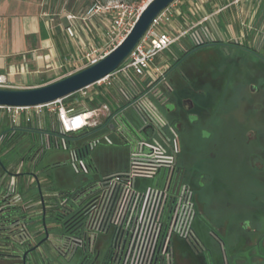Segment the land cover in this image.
I'll return each instance as SVG.
<instances>
[{
  "label": "built area",
  "instance_id": "obj_1",
  "mask_svg": "<svg viewBox=\"0 0 264 264\" xmlns=\"http://www.w3.org/2000/svg\"><path fill=\"white\" fill-rule=\"evenodd\" d=\"M170 7L153 20L147 32L114 73L77 93L79 99L92 98L101 89L108 91L110 87H114L119 75L129 80L135 94L117 87L112 102L82 112L66 108L62 100L33 107L0 105V144L9 136V129L13 131L28 127L36 119L38 127L46 128L54 120L62 135L75 134L105 121L110 131L125 139L128 148L126 169L103 177L96 183L95 193L81 205L85 242H91L89 234L105 233L108 229H113L112 240L120 253L119 264H157V258L164 256L169 250L174 236L187 238L190 234L191 209L184 188L175 184L178 147L169 137L166 124L156 109L157 105L165 103L170 91L165 76L167 70L156 69L155 75L149 72L154 59L178 40L156 30L162 23L169 22L172 15ZM141 10L142 8L134 14L133 7L125 4L92 8V14L108 12L112 17V23L105 34L104 46L75 58L66 67L83 69L105 57L127 35ZM67 18L73 20L75 17L69 15ZM190 39L196 46L208 42L209 35L206 32L192 33ZM131 73L138 77L140 83H135L128 77ZM6 85V79L0 76V88H5ZM128 108L133 109L141 121L136 129V136L128 126L119 124L118 121ZM100 139L111 142L107 137H96L86 142L87 150L91 151ZM38 141L42 151L51 148L52 141L47 132L38 135ZM59 145L69 152L70 166L76 173L89 172L86 161L74 148H68L63 141ZM39 158L40 154L32 162H28L32 167L30 173H35L34 167ZM24 163L21 160L10 165L1 186V193L9 197L14 206L26 202L17 183ZM26 177L25 186L32 183L36 186L33 177ZM40 203L41 208L39 202L31 204L29 200L25 209L32 212L39 207V213H43V200ZM74 243L68 242L65 251L68 256L72 254L71 245ZM29 260L28 257L27 261Z\"/></svg>",
  "mask_w": 264,
  "mask_h": 264
},
{
  "label": "flooded vegetation",
  "instance_id": "obj_2",
  "mask_svg": "<svg viewBox=\"0 0 264 264\" xmlns=\"http://www.w3.org/2000/svg\"><path fill=\"white\" fill-rule=\"evenodd\" d=\"M206 50H210L207 53L212 60L218 58L216 49L209 46L186 56L180 66L184 70H181L179 85L174 87L168 81L170 91L165 103L156 106L169 137L178 147L175 184L184 188L191 209L189 237L174 236L169 250L157 258V264H173L181 257L173 244L175 239L184 241L189 246L188 252L203 264H264V94L255 103L246 106V110L253 111L254 123L250 122L251 126L241 134L244 146H233L237 135L241 136L237 133L226 134L230 141L223 143L221 136L226 135L217 131L213 120L216 113H223L226 109L218 108L212 97L204 103L201 99L204 96L201 87L205 84L218 85V80H212L209 74V78L205 79L203 69L209 68L205 61L198 59L200 69L190 64L194 54ZM187 52L179 54L173 64ZM261 59L262 56L258 60ZM224 64L229 65L228 62ZM252 71L250 78L256 85L262 81L260 87L263 88L260 89L264 92V71L255 64ZM258 90H253V93ZM203 116L212 120L205 122L201 120ZM205 133L208 135L205 136ZM181 135L186 139L181 140ZM195 137L201 144L199 148L191 149L188 145ZM198 221L207 225L204 240L198 239L194 232L195 223L200 224ZM53 223L57 229L61 228L58 218ZM67 224L69 222L66 221ZM72 226L65 235L58 237L65 244L75 242L71 245L73 251L69 259L65 256L59 258L64 261L63 264H119L120 253L113 245V229L89 234L91 242L88 244L82 220ZM41 254L48 260L47 254ZM36 258L34 264H61L49 260L41 262Z\"/></svg>",
  "mask_w": 264,
  "mask_h": 264
},
{
  "label": "crops",
  "instance_id": "obj_3",
  "mask_svg": "<svg viewBox=\"0 0 264 264\" xmlns=\"http://www.w3.org/2000/svg\"><path fill=\"white\" fill-rule=\"evenodd\" d=\"M61 1L0 0V76L6 79L5 88L31 89L58 81L82 70L68 69L69 62L104 46L110 13L92 14L90 5L75 12ZM170 6L169 22L156 30L178 40L154 59L151 75L156 69L168 70L179 54L194 46L190 35L201 32L208 33L206 43L215 49L246 48L261 54L254 64L264 71V0H176ZM69 15L75 18L69 20ZM37 124L36 119L33 126Z\"/></svg>",
  "mask_w": 264,
  "mask_h": 264
},
{
  "label": "trees",
  "instance_id": "obj_4",
  "mask_svg": "<svg viewBox=\"0 0 264 264\" xmlns=\"http://www.w3.org/2000/svg\"><path fill=\"white\" fill-rule=\"evenodd\" d=\"M213 47V43H202L200 45L193 46L184 54L182 58L175 62L172 67H170L165 76L167 80L174 86H178L181 76V70H184L181 66L182 60L188 56L189 54L195 52L204 47ZM225 62V61H224ZM212 67V66H211ZM214 67V66H213ZM215 69L219 67L215 66ZM211 68L203 69L204 77L206 79V73ZM208 75V74H207ZM128 77L134 81L135 83H140L138 77L133 75L132 73L128 75ZM114 87H110L108 91L101 89V91L97 94L92 96V98H85V99H77L75 100L77 93L62 100L63 105L68 108L72 109L75 112H82L86 111L91 108H98L103 104H107L112 102L113 97L116 95L115 88L122 87L128 91L129 94H135V91L132 90V86L129 80L126 77L117 76L116 81L114 82ZM7 89V88H4ZM136 90L138 88H135ZM211 94L205 93L204 96L201 98L202 102H207ZM203 121H211L212 118L209 116L201 117ZM107 128L108 130L109 125L106 124L105 121H102L99 125L93 128H87L81 132L75 134H67L62 135L58 131V127L56 122L53 120L50 127L46 128L45 126H33L29 125L28 127L18 128L16 130H8L7 133L9 134L6 139H4L0 144V154H3L5 151V146L8 142H11L17 136H26L28 139H33L34 134L41 135L42 132H47L50 135V139L52 141V145L50 149H61L60 141L64 142V144L68 148H74L79 156L83 158L87 166L89 168L90 173L96 180L93 183H88L86 185H81L75 189H64V190H56L53 185L51 184H43L42 179L39 178V174L36 175L39 179L41 194L43 197V204L45 207V226L49 233V239L47 240L46 244H48L51 248L52 253L60 258L65 256L66 259H69V254H65L68 242L65 244L61 241L60 238H55L53 235L50 234L49 229L46 225V218L49 217L51 222L56 221L59 219L61 223V228L59 229V236H63L66 233V230H70L71 226H76L79 224L81 220V205L93 194V191L96 188V183L100 181L103 177L122 172L126 169L127 166V158H128V149L126 147V141L121 135H116V146L118 150V159H115L109 163H101L96 162L92 156L90 155V151L87 150L85 144L91 139L96 137H100V130ZM11 131L13 132L11 135ZM80 139H85L82 142H78ZM42 151L41 147L38 145L37 147H32L27 155L23 158L26 162H32L35 159V156H38ZM39 158V159H40ZM21 161V160H19ZM18 161V162H19ZM180 161L182 159L180 158ZM1 162V160H0ZM16 162V163H18ZM38 163V161H37ZM35 164V166L37 165ZM2 166H0V261L2 260H16L21 261V255L27 249L33 247L39 242L38 237L44 236V231L41 223V217L43 213H39V207L36 208L34 211L29 212L25 209V204L27 201L31 200V204H35L39 202L41 208V199L39 195H34L31 198H26L25 203L22 205L14 206L10 203L9 197L5 196L4 193H1V186L5 175L9 171V167H6L2 162ZM27 173L31 172V166H28ZM9 168V169H8ZM35 170V167H34ZM23 174V173H21ZM22 176V175H21ZM37 189V188H36ZM94 189V190H93ZM21 193L22 190L20 189ZM24 194V193H22ZM41 211V209H40ZM61 219V220H60ZM69 222V224L66 225ZM199 222V221H198ZM195 223L194 232L198 239L204 240L206 238V228L207 225L204 221ZM36 224H39L38 227H35ZM70 225V227H68ZM72 226V227H73ZM67 231V232H68ZM174 246L179 250L180 254L183 255L184 253L188 252L189 246L185 244L182 240H173ZM186 250V252H181V250ZM40 249L32 252L29 255L30 263L34 264L37 260L36 256L40 259L41 262H45L47 259L40 255ZM194 257V256H193ZM197 260L198 264H203V262L194 257ZM48 261V260H47ZM29 264V263H27Z\"/></svg>",
  "mask_w": 264,
  "mask_h": 264
},
{
  "label": "rangeland",
  "instance_id": "obj_5",
  "mask_svg": "<svg viewBox=\"0 0 264 264\" xmlns=\"http://www.w3.org/2000/svg\"><path fill=\"white\" fill-rule=\"evenodd\" d=\"M65 1V8H69L75 12L79 11L81 8H84L87 5H90L92 8H94L108 5L114 6L116 4H125L133 7L134 14H136L141 8L144 7L145 4H147L149 0ZM61 2H64V0H62ZM171 49L174 50L173 47H171ZM207 51L210 50H206L203 53L194 54L190 60V64L200 69L201 66L197 65L198 59H200L201 62L205 61L207 64L206 67L211 68L210 71H207L206 77L209 78L207 75L209 74L212 80H218V85L213 84V86H210L209 84H205L201 87V91H203L204 94H211V97L216 100L218 108L226 109L225 112H219L214 115L213 126L217 127V131L221 135L232 133L241 135L247 127L251 126L250 122L254 123V119H252L253 111H248V109L246 110V106L248 104L255 103L264 94V92H262V89H260L263 88L260 87L262 85V81L258 82V86L250 78L253 74L252 65H254L253 63H255L258 59H260L261 54L253 53L246 48H228L226 50L216 48V51H213L217 52L218 58L214 61L210 57V54L207 53ZM206 57L207 59L205 60ZM224 61L228 62L229 65L226 66L224 64ZM213 66H217L219 68L215 69ZM73 70L77 71V69ZM255 89H260V91L258 90L253 93V90ZM118 121L119 124L128 126L132 130L133 135H137L136 129L141 125V121L133 109H126L120 115ZM100 135L102 137H107L111 142H108L106 140L101 141L100 139L96 146L90 151V155L92 154L96 162L101 163H109L115 159H118V148L115 144V133L108 130L107 128H103L100 130ZM183 136L184 135H181V140L186 139ZM221 138V141L223 140V143H225L226 140L230 141L227 135L221 136ZM84 140L85 139H80L78 140V142H82ZM38 142L39 141L37 136H34V139H28L24 136L15 137L11 142L7 143L4 153L0 154L1 162L6 167H9L19 160H23L30 149L38 145ZM85 142H87V140ZM200 144L201 141L197 137H195L192 141H190L188 146L191 149H196L200 147ZM233 146L235 148L244 146L242 135H237V138L233 141ZM28 166V162L26 161L22 169L23 174L27 173V170L29 168ZM35 172L39 174V178L42 179L44 185L51 184L56 190L75 189L80 187L81 185H86L89 182L93 183L96 180V177H94L92 173H90V171L86 174L76 173L70 166L69 152L63 149H45L44 152L41 153V158L38 160V163L35 166ZM26 178V175L20 176L17 183L19 188L22 190V193H24L23 196L26 198H31L32 196L37 195L38 191L36 189L35 183L25 186ZM95 191L96 188L93 191V194L95 193ZM238 218L239 217H237L236 219ZM38 225L39 224H36L35 227L39 228ZM46 225L49 229L50 234L55 238H58L60 234L59 229L54 226V223L51 222L49 217L46 218ZM40 238L41 237L39 236L38 239ZM40 251L47 254V256L49 257L48 260L50 262H59L61 264L64 263V261H62L52 253L51 248L48 244H43L40 247ZM181 252H186V250L182 249ZM180 256V258H177L173 261V264H198L197 260L189 252L184 253ZM0 264H21V262L16 260L3 261L0 262Z\"/></svg>",
  "mask_w": 264,
  "mask_h": 264
},
{
  "label": "water",
  "instance_id": "obj_6",
  "mask_svg": "<svg viewBox=\"0 0 264 264\" xmlns=\"http://www.w3.org/2000/svg\"><path fill=\"white\" fill-rule=\"evenodd\" d=\"M175 1L176 0H149L142 8L139 16L123 40L105 57L78 72L37 88H0V105L33 107L50 104L58 100L66 99L111 75L127 59L139 40L149 29L153 20ZM0 166H2L1 162ZM21 175L31 176L35 179L38 195L42 201L43 197L37 175L35 173H25ZM42 212L41 223L44 231V238L36 245L23 252L21 255V264H27L29 255L38 250L40 246L48 240L49 233L45 226V207L43 203Z\"/></svg>",
  "mask_w": 264,
  "mask_h": 264
},
{
  "label": "clouds",
  "instance_id": "obj_7",
  "mask_svg": "<svg viewBox=\"0 0 264 264\" xmlns=\"http://www.w3.org/2000/svg\"><path fill=\"white\" fill-rule=\"evenodd\" d=\"M204 135H205V136H207V135H208V133H205Z\"/></svg>",
  "mask_w": 264,
  "mask_h": 264
}]
</instances>
